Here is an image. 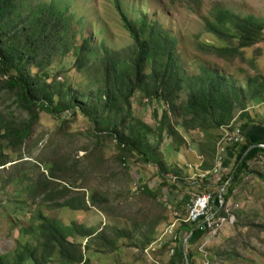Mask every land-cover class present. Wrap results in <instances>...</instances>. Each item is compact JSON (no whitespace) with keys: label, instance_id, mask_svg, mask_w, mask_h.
<instances>
[{"label":"trees","instance_id":"trees-1","mask_svg":"<svg viewBox=\"0 0 264 264\" xmlns=\"http://www.w3.org/2000/svg\"><path fill=\"white\" fill-rule=\"evenodd\" d=\"M114 7L122 27L132 40L126 53H114L104 44L98 51L91 37L87 36L78 44L69 42V38H73L70 33L72 15L65 13L64 8L53 0H0V166L12 161L8 160L10 152L19 156L13 170L25 169L21 166L26 163H23L20 153L38 123L41 111L61 119V126L55 135L63 133L70 122L81 114L92 125L87 137L94 140V148H75L84 151L82 158H75L66 153L64 140L63 145L55 144L52 151L58 155L57 159L44 164V171H40L33 180L35 185L31 196L41 199L45 206H49L47 202H50L71 211L96 208L117 226L118 219L131 216L126 211L127 199L115 204L109 193L91 187L90 180L95 175L114 178L119 183L131 180L128 162L137 159L155 167L161 179L155 186L142 182L138 188L151 202L147 207L150 213L139 219V226L134 225L138 228L141 250L156 260L164 255L166 264H197V258L202 263L203 252L194 244L202 243L206 231L195 223L185 221L188 214L186 202L190 196H183L171 210L172 219L168 224L177 220L180 224L175 227L174 234L165 237L160 247H151L163 232L155 233V226L159 223L155 213L167 209L161 197H171L175 192L191 186L189 176H184L181 168L166 162L160 146L164 137L175 138L178 139L176 149L179 151L183 142L179 128L184 132L200 130L202 137L196 149L200 164L198 167L190 166L198 173L209 171L215 165L221 128L231 123L233 126L240 125L245 137L240 145L243 157L235 161L224 194L226 200H232L237 183L252 173L250 162L258 161V148L252 145L254 142L264 143L262 124L248 109L249 102H264V82L249 77L246 86H237L211 68L201 67V73L188 82L187 97L179 102L184 79L176 53V38L147 15L131 18L117 0ZM205 26L221 41H231L234 36L237 38L236 47L205 46L222 57L240 54L241 49L256 44L264 34L262 20L254 15L241 16L221 7L212 10V17L205 21ZM71 49L74 50V65L78 69H84L98 60L101 84L94 93L76 90L70 84L61 82L58 80L60 72L49 73L53 61L64 57ZM150 58L151 69L145 73L144 67ZM139 90L144 92L148 103H155L157 108H161L159 118L158 111L154 110L158 125L153 144L150 134L154 128L132 110L131 99ZM179 117L180 123L174 121ZM253 125L256 127L254 134L259 133L260 136L252 141L246 132ZM52 143L50 138L46 147H51ZM103 143L112 145L115 154L105 157L99 151L94 160L92 156L97 152L96 148ZM12 178L9 176L6 182ZM203 184L205 190L214 194L218 192L216 187ZM238 208H232L235 216L234 211ZM112 210L117 215H112ZM114 230L116 237L132 236L130 231L115 227ZM190 231L192 234L184 248L183 239ZM107 232L103 227L97 231L93 228L79 230L74 224L63 225L57 218L38 212L28 227L18 229L16 248L11 255L0 252V264H49L53 260L63 264H89L85 250L91 249V239L104 240ZM74 233L86 240L84 251L82 242L71 240L70 236Z\"/></svg>","mask_w":264,"mask_h":264},{"label":"rangeland","instance_id":"rangeland-1","mask_svg":"<svg viewBox=\"0 0 264 264\" xmlns=\"http://www.w3.org/2000/svg\"><path fill=\"white\" fill-rule=\"evenodd\" d=\"M53 1L60 8H64L65 13L72 15L70 33L73 38H69L72 44L80 43L87 36L91 37L92 44L97 50L101 44H104L117 54L126 53L127 48L132 45V40L122 27L115 10V0ZM117 2L131 18L138 19L147 15L176 38V53L180 59L184 79L183 87L179 92V102L187 97L188 82L201 73V67L211 68L229 78V81L237 86H246L249 77L259 78L264 82V34L256 44L241 49L240 54L222 57L205 47L207 45L216 48L237 46L235 36L231 41L225 42L206 30L205 21L211 19L212 10L215 7L224 8L241 16L254 15L264 22V0H117ZM73 52L74 50L71 49L64 57L53 61L48 69L49 73L54 75L60 72L58 80L61 82L70 84L76 90L94 93L101 84L98 60L95 59L96 61L89 63L84 69H78L74 65ZM151 63V58L146 61L145 73L150 72ZM131 104L134 114L154 128V132L150 134V141L152 144L155 143L154 135L158 122L155 120L154 110L158 111L159 118L161 108H157L158 105L155 103H148L142 90H139L131 99ZM248 109L264 126V102H249ZM174 121L180 123L181 118ZM61 122V119L41 111L40 119L20 153L23 156V163H26L21 166L25 169L18 172L13 170L19 156L17 153L10 152L8 160L12 161L0 166V252L11 255L16 248L18 229L22 226L28 227L34 214L43 212L49 217L57 218L63 225L74 224L79 230L93 228L97 231L102 227L107 229L104 240L91 239L89 251L84 248L86 243L84 238L79 237L77 233L71 234V240L83 243L82 249L85 250V256L89 258V264H166L167 259L164 255L156 260V258L148 257L147 253L141 250L138 228L134 226H139V219L149 212L147 207L151 204L148 197L146 199V196L141 194L139 186L142 182L155 186L161 181L155 167L133 158L128 162L131 180H122L119 183L114 178L105 179L98 175L90 180L91 187L100 188L103 192L109 193V197L115 204L127 199L126 211L130 212L131 216L118 219L117 226L115 222H111V218H107L96 208L71 211L68 208L56 207L50 202H47L49 206H45L41 199L31 196L32 187L35 185L33 180L40 171H44L46 167L44 164L47 165L57 159L58 155L52 151L55 144L63 145L64 140L66 153L75 158H82L84 155V151L74 150L75 148H81V146H88V150L94 148V140L87 137L92 125L84 116L79 114L63 133L55 135ZM179 131L183 135L181 150L176 149L178 139L164 137L160 152L169 165L173 164L181 168L183 175L188 176L184 174V171L188 169L186 163L193 165L194 151L191 149L196 151L202 133L200 130L184 132L181 127ZM50 138L53 143L51 147H46ZM96 149L97 152L92 156L94 160L99 151L105 157L115 154L113 146L109 143L100 144ZM250 170L252 173L240 180L234 188L232 201L239 204V208L234 211L236 214L234 224L225 225L220 234L205 245L204 251L208 258L211 256L212 259V263L209 261L208 264H264V163L252 161ZM190 173L194 174V170H190ZM9 176L14 178L6 182ZM196 189L190 186L188 189L175 192L172 198L169 195L161 197L160 200L165 203L167 209L162 210L160 207L159 213H155L159 222L155 226L157 227L156 235L169 225L168 221L172 219L171 210L174 205L183 196L189 197L192 193H196ZM141 209L143 211L137 214L136 212ZM128 213L126 215H129ZM111 214L117 215L113 210ZM178 221H175V226L180 225ZM114 227L122 231H130L132 236L116 237ZM23 239L26 238L23 236ZM194 245L200 247L201 243L198 245L197 242ZM208 247H210L209 250ZM198 263H201L200 258H197ZM49 264L63 263L53 260Z\"/></svg>","mask_w":264,"mask_h":264},{"label":"built area","instance_id":"built-area-1","mask_svg":"<svg viewBox=\"0 0 264 264\" xmlns=\"http://www.w3.org/2000/svg\"><path fill=\"white\" fill-rule=\"evenodd\" d=\"M221 130L222 136L217 142L214 167L209 171L199 172L188 178L193 188H202V190L197 188V192L192 193L186 202L188 214L185 219V221L195 223L197 227H201L202 230L206 231V235L199 247V250L203 252V261L201 264L209 263L207 253L204 251L206 243L211 242L213 238L217 237L225 225L232 224L236 220V216L232 213V208L239 207L238 203L224 198L231 176L228 174H224L225 176H223V173L227 171L223 166V162L228 151V146L242 144L245 141V137L240 125L233 126V123H231L230 125L223 126ZM256 147L258 148L256 159L264 163V143H258ZM203 183L215 186L218 192L214 194L211 191L205 190ZM175 227V222H173L167 228H164L165 230L163 229L160 237L152 243L151 247H160L165 237L174 234ZM191 234L192 231L184 237L183 247ZM149 249H146V252Z\"/></svg>","mask_w":264,"mask_h":264},{"label":"crops","instance_id":"crops-1","mask_svg":"<svg viewBox=\"0 0 264 264\" xmlns=\"http://www.w3.org/2000/svg\"><path fill=\"white\" fill-rule=\"evenodd\" d=\"M262 127V129H264V126H261ZM263 131V133H264V130H262ZM254 132H256V127L253 125V126H250L249 128H248V130H247V132H246V135L249 137V138H251V140L253 141V140H255V138H259V136H260V134L259 133H256V134H254ZM257 144L258 143H255L254 142V145H252V147L253 146H257ZM241 145V144H240ZM240 145H233V146H228V148H227V154H226V156H225V160H224V162H223V166L227 169V171L225 172V173H223V176H225V175H229V173H230V168L232 169L233 168V166L232 165H234V163H235V161L236 160H238L239 158H242L243 157V155H242V150H241V148H240ZM240 148V149H239ZM191 151H194L193 153H194V158H193V165H196V167H198L199 166V164H200V158L198 157V152H197V150L195 151V149H191ZM246 153V152H245ZM245 153H243V154H245ZM193 157V156H192ZM192 166V164L191 163H186V166L188 167V169L187 170H185L184 171V174H186V175H188L189 177L188 178H190V177H192V176H194L196 173L195 172H197V171H194V174H192V173H190V170H193V168L191 167ZM198 173V172H197ZM192 174V175H191ZM225 174V175H224ZM229 176H231V175H229ZM218 183H220V182H218ZM214 185H218V184H214ZM213 187H215V186H213ZM212 187V188H213ZM198 189H201V188H199V187H197ZM214 190H215V188H214Z\"/></svg>","mask_w":264,"mask_h":264},{"label":"water","instance_id":"water-1","mask_svg":"<svg viewBox=\"0 0 264 264\" xmlns=\"http://www.w3.org/2000/svg\"><path fill=\"white\" fill-rule=\"evenodd\" d=\"M190 237V236H189ZM188 237V238H189ZM188 238H187V240H188ZM186 247V243L184 244V248ZM185 258L187 259V256L185 255ZM186 264H188V263H186Z\"/></svg>","mask_w":264,"mask_h":264},{"label":"clouds","instance_id":"clouds-1","mask_svg":"<svg viewBox=\"0 0 264 264\" xmlns=\"http://www.w3.org/2000/svg\"><path fill=\"white\" fill-rule=\"evenodd\" d=\"M189 239V238H188Z\"/></svg>","mask_w":264,"mask_h":264}]
</instances>
